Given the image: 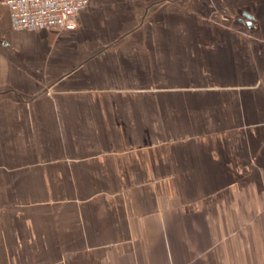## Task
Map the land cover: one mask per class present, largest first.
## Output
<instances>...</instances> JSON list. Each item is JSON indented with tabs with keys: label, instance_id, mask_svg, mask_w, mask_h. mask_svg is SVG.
I'll return each instance as SVG.
<instances>
[{
	"label": "crops",
	"instance_id": "0c3cea01",
	"mask_svg": "<svg viewBox=\"0 0 264 264\" xmlns=\"http://www.w3.org/2000/svg\"><path fill=\"white\" fill-rule=\"evenodd\" d=\"M0 264H264V0L0 1Z\"/></svg>",
	"mask_w": 264,
	"mask_h": 264
},
{
	"label": "built area",
	"instance_id": "2783aa9c",
	"mask_svg": "<svg viewBox=\"0 0 264 264\" xmlns=\"http://www.w3.org/2000/svg\"><path fill=\"white\" fill-rule=\"evenodd\" d=\"M9 11L14 29L56 28L73 31L88 0H0Z\"/></svg>",
	"mask_w": 264,
	"mask_h": 264
}]
</instances>
